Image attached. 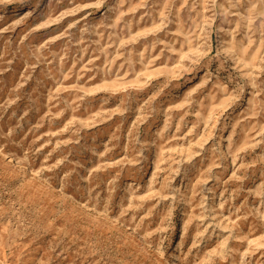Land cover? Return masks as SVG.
Wrapping results in <instances>:
<instances>
[{
	"label": "rangeland",
	"instance_id": "rangeland-1",
	"mask_svg": "<svg viewBox=\"0 0 264 264\" xmlns=\"http://www.w3.org/2000/svg\"><path fill=\"white\" fill-rule=\"evenodd\" d=\"M0 264H264V0H0Z\"/></svg>",
	"mask_w": 264,
	"mask_h": 264
}]
</instances>
